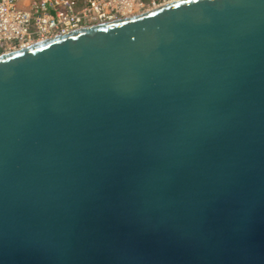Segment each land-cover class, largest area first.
Returning <instances> with one entry per match:
<instances>
[{"label": "water", "instance_id": "obj_1", "mask_svg": "<svg viewBox=\"0 0 264 264\" xmlns=\"http://www.w3.org/2000/svg\"><path fill=\"white\" fill-rule=\"evenodd\" d=\"M0 264H264V0L0 56Z\"/></svg>", "mask_w": 264, "mask_h": 264}, {"label": "built area", "instance_id": "obj_2", "mask_svg": "<svg viewBox=\"0 0 264 264\" xmlns=\"http://www.w3.org/2000/svg\"><path fill=\"white\" fill-rule=\"evenodd\" d=\"M178 0H0V56Z\"/></svg>", "mask_w": 264, "mask_h": 264}, {"label": "bare ground", "instance_id": "obj_3", "mask_svg": "<svg viewBox=\"0 0 264 264\" xmlns=\"http://www.w3.org/2000/svg\"><path fill=\"white\" fill-rule=\"evenodd\" d=\"M179 1V0H178Z\"/></svg>", "mask_w": 264, "mask_h": 264}]
</instances>
